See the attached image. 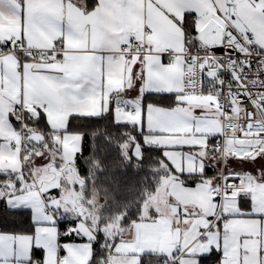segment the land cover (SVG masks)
<instances>
[{
  "label": "snow or ice",
  "instance_id": "6c2138e0",
  "mask_svg": "<svg viewBox=\"0 0 264 264\" xmlns=\"http://www.w3.org/2000/svg\"><path fill=\"white\" fill-rule=\"evenodd\" d=\"M105 115L116 166L146 173L127 203L102 158L78 167L72 121ZM257 160L264 0H0V201L32 224L0 232V264H264V168L231 167Z\"/></svg>",
  "mask_w": 264,
  "mask_h": 264
},
{
  "label": "trees",
  "instance_id": "16d2710c",
  "mask_svg": "<svg viewBox=\"0 0 264 264\" xmlns=\"http://www.w3.org/2000/svg\"><path fill=\"white\" fill-rule=\"evenodd\" d=\"M95 0H88V6L91 8ZM146 103H154L163 107L173 105V99L168 95L149 96ZM16 123V122H15ZM74 130L83 134V156L77 161L80 174L88 175V158L95 155L96 158H102L109 167V171L102 174L105 186L111 190V195L116 201L127 203L137 198L140 189L143 187L142 181L146 175L144 171L135 172L131 168L124 169L122 166H116L118 163L119 153L114 145H109L105 141V133L112 137H118L123 131L122 127H117L111 122L107 115L101 118H82L72 121ZM19 125H17L18 127ZM41 128H46L43 121L40 123ZM96 139H93V134ZM157 152H146V156H156ZM191 183V182H190ZM69 221L60 222L61 231L67 228ZM32 231L31 214L27 210H9L4 201H0V232L10 234H26ZM72 240H82L78 237H61V243ZM41 251L34 250V256L41 259ZM215 256V255H213ZM211 255V257H213Z\"/></svg>",
  "mask_w": 264,
  "mask_h": 264
},
{
  "label": "crops",
  "instance_id": "0c3cea01",
  "mask_svg": "<svg viewBox=\"0 0 264 264\" xmlns=\"http://www.w3.org/2000/svg\"><path fill=\"white\" fill-rule=\"evenodd\" d=\"M128 95L129 96H135L136 95V92L135 91H131V92H129L128 93ZM13 123H15V121L13 120ZM82 147H83V142H82ZM36 163L37 164H43V163H45V161L44 160H42V159H38L37 161H36ZM231 167L233 168V169H235V170H237L238 169V165H236V163H233L232 162V164H231ZM207 174L209 175V176H212V175H214L215 173H214V171L211 169V168H209L208 169V171H207ZM192 186H194V185H192ZM27 211H30V210H27ZM30 214H31V212H30ZM68 227V226H67ZM59 229L61 230V227H60V223H59ZM73 237H74V239H76L77 237H75L74 235H73ZM80 239V238H79ZM103 239V237H101V240ZM72 241H74V242H76V243H83V242H85V240H80V241H78V240H72ZM64 243V242H63ZM94 248L96 249V258H99L101 255H102V253L100 252V244L99 243H97V244H95L94 245ZM42 253V252H41ZM34 255V254H33ZM213 255H215V256H213ZM212 256L213 257H211V255L210 256H208V257H206V258H202L201 259V264H217V261L219 260V254L218 253H216V252H213L212 253ZM34 258L35 259H39V257H36V256H34ZM43 258V253L41 254V259ZM150 258L149 257H145L144 258V260H145V264H147V262H148V260H149ZM152 259V261H153V264H156V261H155V258H151Z\"/></svg>",
  "mask_w": 264,
  "mask_h": 264
},
{
  "label": "rangeland",
  "instance_id": "374dc122",
  "mask_svg": "<svg viewBox=\"0 0 264 264\" xmlns=\"http://www.w3.org/2000/svg\"><path fill=\"white\" fill-rule=\"evenodd\" d=\"M233 163H236V165H238L237 171L243 168L244 171L252 172L254 174L256 173L257 169L264 168V160H257L254 164L244 163L243 165H241L236 161H233Z\"/></svg>",
  "mask_w": 264,
  "mask_h": 264
},
{
  "label": "built area",
  "instance_id": "2783aa9c",
  "mask_svg": "<svg viewBox=\"0 0 264 264\" xmlns=\"http://www.w3.org/2000/svg\"><path fill=\"white\" fill-rule=\"evenodd\" d=\"M217 52H219V50H217ZM253 59H255V58H253ZM224 78H225L226 80H227V79H230V77L227 75V73L224 74ZM248 107L251 108L250 105H249Z\"/></svg>",
  "mask_w": 264,
  "mask_h": 264
}]
</instances>
